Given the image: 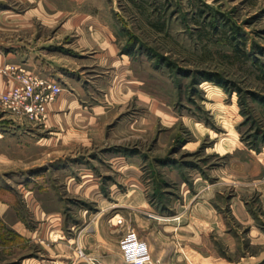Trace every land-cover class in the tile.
Masks as SVG:
<instances>
[{
	"label": "rangeland",
	"instance_id": "obj_1",
	"mask_svg": "<svg viewBox=\"0 0 264 264\" xmlns=\"http://www.w3.org/2000/svg\"><path fill=\"white\" fill-rule=\"evenodd\" d=\"M0 54L67 66L59 116L0 121V264H124L131 230L264 264V0H0Z\"/></svg>",
	"mask_w": 264,
	"mask_h": 264
},
{
	"label": "built area",
	"instance_id": "obj_2",
	"mask_svg": "<svg viewBox=\"0 0 264 264\" xmlns=\"http://www.w3.org/2000/svg\"><path fill=\"white\" fill-rule=\"evenodd\" d=\"M0 73L13 80V84L0 94L2 110L17 123L41 124L46 117L47 105L62 91L59 84L17 65L1 67ZM120 248L125 264H149L148 245L134 231H129L121 239Z\"/></svg>",
	"mask_w": 264,
	"mask_h": 264
},
{
	"label": "crops",
	"instance_id": "obj_3",
	"mask_svg": "<svg viewBox=\"0 0 264 264\" xmlns=\"http://www.w3.org/2000/svg\"><path fill=\"white\" fill-rule=\"evenodd\" d=\"M63 59L64 58L60 57L59 60H58L59 62H57L58 64H55V65L54 64H49L47 62L39 64L37 61H35V65H34L33 69L30 70L29 72H32L34 74H37V75L45 77V78H49V79L53 80L54 82H56L57 84H59V86H63L64 77L61 74L63 73L62 72L63 68L67 67L64 64V60ZM14 61L15 60H13V58H10L8 55H1L0 54V68L3 66V64H5L7 62H11L12 64H14ZM57 69H59V71H57ZM12 84H13V80H11L8 77H5V76L1 75V73H0V93L5 91ZM60 94L57 96V98L53 102H51V103H49L47 105V116L46 117H48V116L49 117L50 116L51 117H56V116L60 115L59 113H53V111L55 109V106L62 107L61 105L64 103V100H63L64 98L60 97ZM5 118L8 119L11 123H14V124L10 125L11 127H12V125H16L18 127H25V128H27L29 126V125H26V124H20V123H17L15 121H13L11 116H9L8 114L0 116V121H2ZM0 125H3V124H0ZM27 132L32 133L33 131L32 130H28ZM42 214L46 217V219L51 218V217L54 216L53 213H43L42 212ZM35 215H37V214H35ZM15 216H16V218H13L14 216H12V218H13L12 219V223H11L12 224V228L15 231H17L18 233H21V231L24 230V226L22 225L23 223H21V220L19 219V216H17V215H15ZM51 219H53V218H51ZM46 224L50 225L49 221ZM77 242H78V240H77ZM69 243L73 244L72 240ZM149 247L150 246L148 245V249L150 251ZM121 259H122L123 263L125 264L124 259H123V255L121 256Z\"/></svg>",
	"mask_w": 264,
	"mask_h": 264
}]
</instances>
